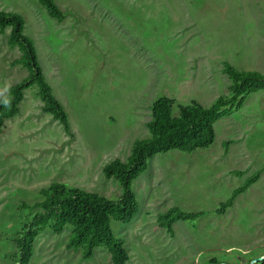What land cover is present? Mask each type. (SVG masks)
<instances>
[{
  "label": "rangeland",
  "instance_id": "obj_1",
  "mask_svg": "<svg viewBox=\"0 0 264 264\" xmlns=\"http://www.w3.org/2000/svg\"><path fill=\"white\" fill-rule=\"evenodd\" d=\"M63 13L51 17L40 0H0L19 14L43 74L63 105L66 133L43 111L38 88L24 91L19 113L0 135V264H18L15 239L39 209L41 191L54 183L117 199L120 183L104 168L125 162L137 141L150 137L147 123L160 98L179 106L210 107L230 94L224 72L264 74V0H53ZM0 32V99L27 78L13 62L18 47ZM215 141L193 152L172 150L148 161L133 182L139 211L133 221H111L124 242L126 264H264V172L222 215V202L264 166V90L214 125ZM230 142L227 150L224 143ZM170 208L202 213L177 221L173 234L157 217ZM70 230L45 229L29 264H112L104 247L89 260L67 249Z\"/></svg>",
  "mask_w": 264,
  "mask_h": 264
},
{
  "label": "trees",
  "instance_id": "obj_2",
  "mask_svg": "<svg viewBox=\"0 0 264 264\" xmlns=\"http://www.w3.org/2000/svg\"><path fill=\"white\" fill-rule=\"evenodd\" d=\"M48 14L61 21L63 13L53 0H40ZM10 28L7 44L10 48L18 47L21 56L13 63L27 68L29 75L10 89V98L0 99V135L5 121L18 115L19 105L24 98V91L35 85L43 103V111L62 125L70 133L67 113L61 102L54 96L42 67L37 51L31 39L24 35L25 21L19 14L0 10V32ZM224 72L229 77L230 94L220 97L210 107H203L193 101L189 105L179 106V116L172 114L175 101L160 98L152 105V120L147 123L150 137L137 141L131 155L125 162L118 159L104 168L107 178L114 177L122 187V194L117 199L87 192L79 188H68L65 184L54 183L41 191L44 200L32 206L22 204V208L39 209L27 220L18 233L15 244L17 263L29 264L33 255V246L37 236L45 229L56 234L70 230L67 249L81 251L82 258H92L94 250L104 247L110 254L112 264H126L129 256L124 242L117 238L111 228V221L131 223L139 211L137 196L133 191V182L148 168V161L158 154L172 150L193 152L210 147L216 137L215 123L226 117L234 109L243 106L246 97L264 90V74L253 71H239L229 64L224 65ZM230 142H225L227 150ZM264 166L249 176L236 188L227 201L222 202L216 213L222 215L233 206L236 198L258 181ZM202 213H185L177 208H170L157 217L159 227L173 234V224L177 221L195 220ZM212 264L222 262L212 259Z\"/></svg>",
  "mask_w": 264,
  "mask_h": 264
},
{
  "label": "water",
  "instance_id": "obj_3",
  "mask_svg": "<svg viewBox=\"0 0 264 264\" xmlns=\"http://www.w3.org/2000/svg\"><path fill=\"white\" fill-rule=\"evenodd\" d=\"M259 261H263L264 260V256H262L261 258L258 259Z\"/></svg>",
  "mask_w": 264,
  "mask_h": 264
}]
</instances>
